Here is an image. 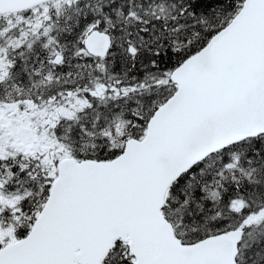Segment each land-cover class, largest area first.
Returning <instances> with one entry per match:
<instances>
[{"label": "snow or ice", "instance_id": "snow-or-ice-1", "mask_svg": "<svg viewBox=\"0 0 264 264\" xmlns=\"http://www.w3.org/2000/svg\"><path fill=\"white\" fill-rule=\"evenodd\" d=\"M0 264H264V0H0Z\"/></svg>", "mask_w": 264, "mask_h": 264}]
</instances>
